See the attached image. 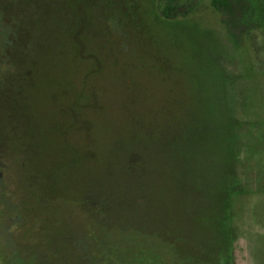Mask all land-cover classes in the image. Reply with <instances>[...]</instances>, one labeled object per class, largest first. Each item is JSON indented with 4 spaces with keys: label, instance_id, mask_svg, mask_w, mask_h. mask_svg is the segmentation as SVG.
Returning a JSON list of instances; mask_svg holds the SVG:
<instances>
[{
    "label": "rangeland",
    "instance_id": "rangeland-1",
    "mask_svg": "<svg viewBox=\"0 0 264 264\" xmlns=\"http://www.w3.org/2000/svg\"><path fill=\"white\" fill-rule=\"evenodd\" d=\"M211 1L164 23L152 0H5L0 219L17 221L0 264H264V0L231 17ZM177 142L196 181L184 219ZM224 174L233 218L205 219ZM234 219L262 226L245 239Z\"/></svg>",
    "mask_w": 264,
    "mask_h": 264
},
{
    "label": "trees",
    "instance_id": "trees-1",
    "mask_svg": "<svg viewBox=\"0 0 264 264\" xmlns=\"http://www.w3.org/2000/svg\"><path fill=\"white\" fill-rule=\"evenodd\" d=\"M2 1V0H1ZM4 2H0V12H2L1 9H4L6 7L5 5V0H3ZM235 2L239 3L235 0H212L211 1V6L212 8L220 13L222 16H226V17H231L234 15V7H235ZM256 2H259V0H256ZM261 4V2H259ZM152 5L153 8L155 9V13L157 15V18L162 20L164 23H176V20L179 19L180 17H185V15L183 14L182 10L185 6H182L180 3V0H152ZM77 6V3L74 6ZM68 8V7H67ZM193 7L188 6V10L187 12H191L192 10H190ZM70 9V8H69ZM70 11L72 12L71 15H74L75 11H73V7L70 9ZM68 14V12H66ZM264 12H259L257 14V20L258 19V15L261 16V14H263ZM77 15V14H76ZM247 15L248 12H247ZM252 17V15L250 16ZM252 20H255L254 17L251 18ZM2 30V29H0ZM1 32V31H0ZM245 33H249V29H246L244 31ZM7 36V45H6V49L2 50V52L0 51V54L4 53V55L6 56H10L11 55V50H12V40L13 37L11 35V32H7L6 33ZM235 42H238L237 39H235L234 37L232 38ZM19 40V38H18ZM18 53V50L15 54ZM18 55V54H17ZM19 63V62H18ZM150 135L146 136L147 138ZM167 143H162L161 147H160V153L162 154H166L167 150L166 149ZM171 147H173V149L175 148V151L173 152V156H172V160L170 163V172L169 174V181L168 184L171 187V189L173 190L172 195H171V206H170V215L172 217V219H184L185 218V194H186V190L188 188H190V190H192V186L193 183L195 184V176H191V175H187L185 170H180L179 167L185 166V162H186V158H184V155L182 156V152H183V148H181L180 144L177 143H172ZM185 149V148H184ZM140 161V159H139ZM137 161V162H139ZM133 162H135V160L131 161V164H133ZM173 167H176L175 169H173ZM242 176H244V174H242ZM216 182H215V187L216 186H220V188L223 189L222 191V197L221 194L220 196L217 193V188H215V196L220 199V204L223 206L220 208H223L224 211V217H221V214L218 212L219 209L217 208V205H213L212 209L209 211L211 214H208L207 217L205 214V219H226L227 218V213H230V218H233V210H232V198L231 200H229V210H228V196L226 195L229 188L228 186H230V179L228 181V175L224 174L222 177H215ZM230 182V183H229ZM226 192V194H225ZM230 193V192H229ZM214 196V195H213ZM224 197V199H223ZM210 207V208H211ZM207 211V210H206ZM218 225V224H216ZM207 262V261H206Z\"/></svg>",
    "mask_w": 264,
    "mask_h": 264
},
{
    "label": "flooded vegetation",
    "instance_id": "flooded-vegetation-1",
    "mask_svg": "<svg viewBox=\"0 0 264 264\" xmlns=\"http://www.w3.org/2000/svg\"><path fill=\"white\" fill-rule=\"evenodd\" d=\"M0 173H1L0 174V192H3V189H4V184H3L4 183V174L3 173L4 172H0ZM6 201H7V199H6ZM5 206H6L5 200L0 199V207H2L3 211H4V209H6ZM4 212H7V210ZM7 213H9V212H7ZM10 215H9L8 219H4V222L1 221L2 219H0V221H1L0 222V224H1L0 228L2 229V231H4L7 234L14 227V222L17 221V219H15V216L13 217V214H12V216H10ZM21 261L23 262V260H21Z\"/></svg>",
    "mask_w": 264,
    "mask_h": 264
},
{
    "label": "crops",
    "instance_id": "crops-1",
    "mask_svg": "<svg viewBox=\"0 0 264 264\" xmlns=\"http://www.w3.org/2000/svg\"><path fill=\"white\" fill-rule=\"evenodd\" d=\"M234 224L237 227L238 232L240 233L239 236H241L242 238H245V239H248L246 237V234H247L246 231L248 228H249V231L257 233L258 230L260 229V226H262V225H259V223H254L253 219H234ZM252 241H253V239H252ZM249 245L251 246V242ZM254 246H256V245H254Z\"/></svg>",
    "mask_w": 264,
    "mask_h": 264
}]
</instances>
